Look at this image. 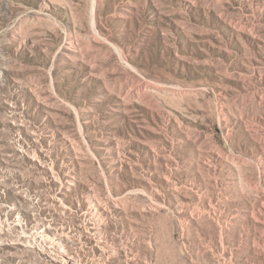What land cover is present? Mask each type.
I'll return each instance as SVG.
<instances>
[{"label":"rangeland","instance_id":"1","mask_svg":"<svg viewBox=\"0 0 264 264\" xmlns=\"http://www.w3.org/2000/svg\"><path fill=\"white\" fill-rule=\"evenodd\" d=\"M0 264H264V0H0Z\"/></svg>","mask_w":264,"mask_h":264}]
</instances>
